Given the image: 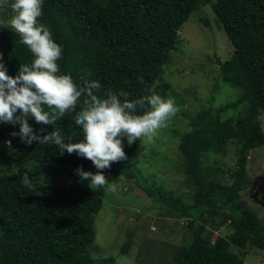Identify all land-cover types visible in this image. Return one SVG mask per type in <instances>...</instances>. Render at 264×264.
<instances>
[{"label":"trees","instance_id":"trees-1","mask_svg":"<svg viewBox=\"0 0 264 264\" xmlns=\"http://www.w3.org/2000/svg\"><path fill=\"white\" fill-rule=\"evenodd\" d=\"M207 5L233 46L231 58L217 62L220 80L239 94L216 108L207 106L192 115L183 111L188 128L172 130L190 202L134 171L131 146L139 139L131 145L123 141L126 159L102 171L111 184L122 175L133 179L157 209L186 218L188 235L174 248L172 264H243L232 248L264 251V220L242 200L250 184L249 154L264 146V0H44L39 19L63 48L60 73L70 74L75 83L97 81L100 88L93 91L101 97L123 91L129 100L152 93L167 99L173 91L163 70L179 43L178 32ZM8 15L5 10L0 19L6 21ZM0 53L11 76L32 58L6 22L0 27ZM144 110L138 108L137 114ZM229 110L240 114L223 117ZM74 119L72 112L53 125L34 118L28 122L40 135L59 130L66 142H78L83 137ZM14 131H19L18 125L0 124V161L8 164L0 176V264H95L90 254L95 217L108 189L77 187L75 182L66 188L49 184L25 165H64L74 178L78 167L93 173L97 169L75 152L61 155L55 145H26L11 135ZM229 145L235 146V165L221 172L211 157L227 154ZM25 172L32 188L20 182ZM225 224L230 233L215 235ZM132 235L129 230L121 253L128 251Z\"/></svg>","mask_w":264,"mask_h":264},{"label":"rangeland","instance_id":"rangeland-1","mask_svg":"<svg viewBox=\"0 0 264 264\" xmlns=\"http://www.w3.org/2000/svg\"><path fill=\"white\" fill-rule=\"evenodd\" d=\"M200 11L198 16L194 14L193 19L182 25L178 32L179 43L163 70V79L170 83L173 91L172 99L180 105L165 125L156 130L151 140L141 138L131 146L134 154L130 159L135 172L152 177L158 185L180 195L187 203L190 202L189 191L184 186L183 170L176 159L178 140L172 130L188 128L185 111L192 115L207 106L216 108L234 100L239 94L238 89L220 80L217 64L231 58L233 46L209 5ZM200 19H206L208 25ZM181 101L184 102L182 105ZM238 108L243 111L242 106ZM240 112L229 110L223 117H237ZM261 127L264 133V114ZM234 150L235 146L229 145L227 154L211 157V160H217L221 172L234 167ZM7 166L6 162L0 161V176L6 174ZM25 166L49 184L63 188L73 182L77 187L89 186L87 181L70 175L64 165L29 161ZM247 173L250 184L242 192V200L264 220V146L251 150ZM112 184L115 185L114 190L108 189L103 207L95 217L94 242L90 250L95 264H172L174 248L180 246L188 235L186 218L157 209L133 179L122 175ZM129 230L133 231L131 245L126 253H121ZM230 230L225 224L214 232L215 235L226 236ZM232 251L243 259V264H264L262 250L232 248Z\"/></svg>","mask_w":264,"mask_h":264},{"label":"clouds","instance_id":"clouds-1","mask_svg":"<svg viewBox=\"0 0 264 264\" xmlns=\"http://www.w3.org/2000/svg\"><path fill=\"white\" fill-rule=\"evenodd\" d=\"M43 3L44 0H0V13L7 10L9 14L6 21L0 19V27L6 22L32 57L30 63L19 64L17 74L11 76L0 53V124L18 125L19 131L11 135L26 145H55L61 155L75 152L90 160L97 171L78 167L76 175L90 188L114 190L115 185L102 170L110 168L112 162L126 159L123 141L131 145L141 138L151 140L176 112L174 99L152 93L129 100V94L123 91L101 97L93 91L100 88L97 81L85 80L79 85L70 74H61L58 61L63 48L53 39L49 26L39 19ZM138 108L145 110L137 114ZM72 112L74 124L82 132L83 138L78 142H66L59 130L40 135L28 122L34 118L37 123L53 125ZM20 182L33 187L28 172L20 177Z\"/></svg>","mask_w":264,"mask_h":264}]
</instances>
